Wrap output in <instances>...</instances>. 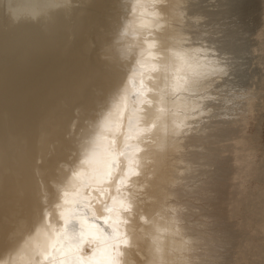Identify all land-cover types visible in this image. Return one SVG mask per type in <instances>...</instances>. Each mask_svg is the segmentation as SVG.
<instances>
[{"label":"bare ground","instance_id":"bare-ground-1","mask_svg":"<svg viewBox=\"0 0 264 264\" xmlns=\"http://www.w3.org/2000/svg\"><path fill=\"white\" fill-rule=\"evenodd\" d=\"M122 1H125L121 4L124 9L120 8L121 12L117 10L116 13L112 9L117 8L112 4L118 2L113 3V0H71L70 3L58 5H52L50 0H0L2 264H24L27 259L24 249L17 252V248L34 230L43 242L39 255L35 257L40 264H115L111 224L93 215L86 206L87 201L71 199L62 186L69 171L86 154L89 139L97 130V122L113 105L124 109L125 127L136 123L132 113L140 108L147 109L140 114L150 118L156 114L157 102L165 108L169 106V97L161 99L159 92L165 82L164 74L152 71L151 65L156 61L148 53L165 51L172 46L169 37L180 27L175 13L186 11L187 0H168L166 4L157 5L167 14L165 19L169 21L163 29L154 30V35L147 37L148 40H158V47L149 49L144 42L146 30L136 29L141 34L135 41L129 60L120 59L116 49L131 42L132 37L121 38L119 33L129 21L138 19V13L133 12V0ZM251 4L246 8L249 14L252 12ZM97 14H101V17ZM13 17H18V21L14 22ZM109 23L113 26L106 32L103 28ZM188 23L191 22H185V25ZM114 30L120 31L115 35L120 37L109 40ZM228 42H225L226 45ZM138 55L142 57L143 68L135 63ZM149 75L159 79L149 80ZM150 88L156 91H149ZM102 99L104 102L101 104ZM149 99L153 101L150 109L145 102ZM215 114L212 116H219ZM207 116L201 117V120L197 117L193 128L184 129L181 137L175 138V146L163 153L154 144L139 141L145 149L140 153L139 165L134 155L122 158L129 161L127 171L121 167L118 175L121 183L117 186L113 181L109 186L104 205L113 209V219L118 227L121 226V211L129 203L132 205L130 212H123V217L129 222L122 227L131 237V245L123 248L124 264H151L156 259L151 246L153 236L162 238L166 261L182 256L190 264H245L249 259L248 243L245 244L249 242L245 241L248 239L245 238L247 232L241 228L245 231V234L240 231L244 235L241 237L244 242L237 238L235 224L230 218L231 214H236L242 208L241 213H244L245 206L248 209L253 202L248 198L246 205L247 194L245 196L244 191L240 190V181L236 186L231 180L241 173L242 176L249 174L252 160L243 154L245 152H234L228 161L223 154L224 144L217 143L232 137L234 126L230 128L224 119L208 121ZM76 129L80 130L74 135ZM171 140L169 138L170 143ZM130 143L135 147L138 142ZM233 160L239 164L235 165L237 163ZM137 166L140 176L133 175ZM258 167L256 177L264 182V162ZM197 172L204 176L203 180L192 186L186 180L191 179L193 174L197 175ZM238 184L239 196L235 192L231 196L230 189L234 185L238 187ZM255 193L251 197L255 195L257 199H253L257 200V209H260V216H264V189H258ZM93 195L98 197L99 193L94 192ZM113 197H116L115 202ZM196 200L205 202L202 206L205 218L201 221L196 218L198 215L194 217ZM81 203L84 205L80 209ZM229 203L233 204L232 211L228 210ZM104 205H97V208ZM104 214H108L107 211ZM142 215L150 223L142 222ZM96 225L103 229L104 237L97 231ZM89 242L97 246L89 249ZM123 243L127 244L128 241L124 240ZM180 246L190 251H173ZM233 249L240 254L235 262L230 259L234 258L231 255ZM262 258L264 264V254Z\"/></svg>","mask_w":264,"mask_h":264},{"label":"clouds","instance_id":"clouds-1","mask_svg":"<svg viewBox=\"0 0 264 264\" xmlns=\"http://www.w3.org/2000/svg\"><path fill=\"white\" fill-rule=\"evenodd\" d=\"M70 2L71 0H50L52 5ZM166 3L168 0H133V12L138 13V19L135 22L129 21L120 33L121 38L128 35L132 37L131 42L117 47L116 55L120 59H131L130 53L141 34L136 29L146 30L144 42L149 49L154 50L158 47V40H148L147 37L153 36L154 30L160 31L169 24V21L165 19L167 14L157 7V5ZM175 15L179 18L177 22L180 27L175 29L174 34L169 37L173 42L172 46H169L165 51H150L148 53V56L156 61L151 65L152 71L164 74L165 82L159 92L162 94L161 99L164 96L169 97V106L165 108L157 102L156 114L151 115L150 118L141 115L140 113L146 112L147 109L140 108L138 112L132 113V116L136 117V123L125 127L124 109H118L113 105L97 122V130L89 139V148L86 149V154H83L76 166L69 171L62 186L71 199L80 202L87 201L86 206L92 210L93 215H97L103 222L111 224L114 232L112 252L115 256V264H124L123 248L131 245V237L128 236L127 229L122 225L129 222L123 217V212H130L132 205L129 203L121 211V226L118 227L113 219V209L104 205V198H106L105 194L109 192V186L113 184V181L117 186L121 183L118 179L121 167L123 166L127 171L129 161L122 158L134 155L136 164L139 165L140 153L145 150L139 141L154 144L161 153L169 147L175 146V138L181 136L184 129L192 127L188 123L189 121L213 112L211 107L205 108V102L218 99L215 93L220 90L215 89V85L220 83L230 72L225 55H221L214 46H209L206 41L200 40L199 37L194 38L191 33L183 31L185 13L178 11ZM32 18L36 19L35 16ZM18 19V17H13L14 22H17ZM135 63L144 67L142 57L139 55L135 58ZM147 79L156 81L159 77L149 75ZM143 82L141 80L142 84ZM149 91H156V89L150 88ZM145 102L150 109L153 101L149 99ZM131 118L129 117V119ZM169 138H172L171 143ZM131 141L138 143L133 147ZM133 175H141L139 166L136 167ZM94 192L99 193V196H94ZM112 199L115 202L116 197ZM97 205H104V207L97 208ZM105 211L108 214H104ZM140 220L150 223L148 218L143 215ZM95 227L104 237L103 229L99 225ZM158 231L165 230L158 229ZM124 240H127L128 243L124 244ZM33 243H35V247H33ZM42 246L43 242L34 230L30 236H26L25 240L20 242L17 252L24 249V254L27 257L24 264H40V261L35 257L39 255ZM96 246L93 242L88 244L89 249ZM151 246L156 257L151 264H190L189 260L182 256L166 261L162 238L153 236ZM173 251L183 252L190 251V249L180 246L174 248Z\"/></svg>","mask_w":264,"mask_h":264},{"label":"rangeland","instance_id":"rangeland-1","mask_svg":"<svg viewBox=\"0 0 264 264\" xmlns=\"http://www.w3.org/2000/svg\"><path fill=\"white\" fill-rule=\"evenodd\" d=\"M113 1H114L113 3H115L116 1L118 2V3L116 2L117 4H112V6L115 5L114 8H117V9H112L113 12L115 10H116L115 11L116 13L118 11L121 12L120 8L124 9V7H122L121 4H122V2L124 3L125 1H122V0L121 1L119 0L120 2L118 0H113ZM187 1H189V2H187ZM187 1H185L186 8L183 6L186 9V11H184V12H187V13H185L186 19L184 18V20L186 23L187 22H191V23H188L186 25L184 23V25L186 27L183 26V27H185V29H183V30L185 32H187L188 31L187 29H189V27L192 26V27H190L188 32L192 33L191 35L194 38L199 37L200 40L206 41L209 46H214L221 55H225L227 57V60L229 63V67H230L229 75L224 77V79L220 83L215 85V89L220 90L218 93L217 92L215 93L217 95L218 99L217 100H209L208 103H206L204 105L206 108H208L207 106H209V105H210L209 107H214L213 108L214 111L212 112V114H209L212 118L209 115L208 116L205 115V116H207L209 118V120L206 119V121L208 120V121L212 122L214 119L216 122L217 119H222L220 117H222V115H223V117L227 118V119L223 118L224 123H225V121L228 122V124L230 125V126L229 125L228 126L230 128H231V126H234V127H232L233 131H234L232 133L233 136L232 137L229 136L227 139L226 138L222 139L223 142L218 141V143H217L218 145L220 144L222 146L224 144V148H225L224 151L225 152H223V154H224V157L228 161H229V159H231V156H233L234 152H236V153L237 152L238 153L239 152H242V153L245 152L243 154H247L250 157V159L252 160V165L250 167L249 174H244L242 176L243 173H241V175L238 173L242 177L240 178L238 175V177L240 178L239 179L237 176H234L233 177L234 180L232 179L233 181L231 180V182H233L232 184L236 185L240 181L239 184L242 185L241 186L242 188L240 187V190L242 192L244 191L245 196L247 194V196H246V198H247L246 202L247 203H245V204L248 205V198H250L252 200L251 202H253L251 204H253V205L250 204L251 206H249L248 209L246 208L247 206H245V210H247V211L244 210V213L248 212V210H249V212L245 213V215H243L244 214L243 212L241 213V211H243V209H244V208H242V209H240L241 211L237 212L239 214L233 213L235 216L233 214H231L232 218H230V219L235 224L234 228L236 229L237 234H238L237 238H239V237L243 238L244 237L243 234H245L244 232L245 231L247 232L245 234L246 235L245 238L248 237V239H245V241L248 240L249 242H245V244L248 243L247 246H248V250H249L248 251V254H249L248 258L249 259H247L245 261V264H263L262 256L264 254V245H263L264 244V227H263L264 226V224H263L264 223L263 222L264 216H260V213H259L260 209L259 208L257 209V206H258L257 200H255L257 198L254 197L255 195L252 197H251V195L254 194L255 191L258 192V189L259 190L261 188L264 189V182L260 181L256 177V173H257V171H259L258 166L264 162V0H256V2H252L253 0H192V1L187 0ZM251 2L253 3V5L251 4ZM185 3H184V5H185ZM248 4L252 5L251 14H249L247 12V9H246L249 6ZM195 5H196V7H195ZM188 6H189V8H188L189 10H187ZM189 13H191V14H189ZM98 16L101 17V14H99ZM190 16L191 17L194 16L196 18H194V17L191 18ZM223 16H225V17H223ZM100 17H98L97 20H99ZM124 19H126V18H124ZM124 19H123V21H124ZM193 19L195 22L193 21ZM196 25H198V26H196ZM110 26L112 27L113 24L109 23L107 25V27L105 25L103 29L106 30V32H107L108 28H109V30L112 29ZM199 27H201V28L199 29ZM193 29H194V31H193ZM198 29H199L200 33H199ZM228 29L229 30L232 29L231 32ZM225 31L227 34L225 33ZM119 32L120 31H118V30H114V34H112V32H111L112 35L111 36L109 35V38H110L109 40H113V39L116 40L117 37H120L119 35L121 32L120 33ZM205 32H207V33H205ZM116 33L117 34L119 33V35H117V37L115 36ZM194 33H196V34H194ZM232 33H233V35L231 36ZM104 34H105V32H104ZM223 35H224V37H223ZM226 36H228V37H226ZM111 37H113V39ZM115 37H116V39H115ZM226 38H228V39L226 40ZM231 39H232V43L230 42ZM224 41L225 42L229 41V42L226 45V43ZM105 42L107 43V41H105ZM233 42H236V43H233ZM224 44H225V46H224ZM228 44H229V46H228ZM139 75H141V74H139ZM103 100L104 99H102V101H100L101 104L104 102ZM215 104L217 107H215ZM218 110H220V111H218ZM215 113H218V114H215ZM214 114L219 115V116H217V117L212 116ZM205 116H201V117L205 118ZM201 117H199V119ZM233 118H234V121H233ZM202 120L204 121V119H202ZM203 121H201V122H203ZM229 121H231V123ZM195 122H197V121H195V119H194V122L190 121L191 125L195 124ZM195 126H194V129L197 127V126L196 127ZM191 128H193V126ZM76 130L77 131L74 130V133H73L74 135L78 134V130H80V129H76ZM234 134H235V136H234ZM180 137H178V138H180ZM227 141H228V143H227ZM239 154H241V153H239ZM233 161H234V163H235V161L237 163V160H233ZM238 164H239V162L235 165H238ZM198 174H199V172H197V175L196 174L192 175V173H191V175L193 176V177L191 176L192 180L190 178H188L186 181L189 182V184L192 183L191 184L192 186H195L196 184L197 185L200 184L201 181L203 180L204 176H202L200 174L198 176ZM241 180L243 181V183L241 182ZM239 184H238V187H236L237 185L236 186L234 185L230 189V191H231L230 193L232 194V195L230 194L231 196L234 195L232 192H235L237 194V191H239L238 190L239 186H240ZM234 190H236V191H234ZM252 191H253V193H252ZM240 194H241V192H240ZM253 197L255 199H253ZM204 203L201 200L194 201V204H196V207H197V208L195 207V210L196 209L197 210H196L194 217L196 215H198L196 218H199V221H201L202 219L205 218V217H203L204 211H202L203 210L202 206L204 205ZM231 203H229L230 207L227 205L229 208L226 206L229 211L231 210V205H233ZM254 203H256V204L254 205ZM83 205H84V203L80 204V209L83 208ZM232 208H233V206H232ZM198 209L200 211H198ZM250 210H252V211H250ZM257 211H258V214H256ZM199 212H201V213H199ZM240 214H242V216ZM243 216H244V218H243ZM255 217L258 220H256ZM254 219H255V221H254ZM196 221L199 222L197 219H196ZM161 227H162V224H161ZM241 228L245 231H243ZM244 228H246V229H244ZM240 231L243 233V234L241 233L242 235L240 234ZM242 238H241V240H242ZM242 241L244 242V239ZM231 252H232V254H231ZM231 252H230V254L233 255V257H234V258H232V257L230 258L233 260L231 262H235L236 260H238V258H240L239 257L240 254H239L238 250L233 249ZM231 255H229V256H231Z\"/></svg>","mask_w":264,"mask_h":264}]
</instances>
